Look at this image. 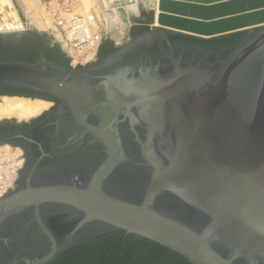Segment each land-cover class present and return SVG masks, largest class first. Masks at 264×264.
Segmentation results:
<instances>
[{
    "label": "water",
    "instance_id": "water-1",
    "mask_svg": "<svg viewBox=\"0 0 264 264\" xmlns=\"http://www.w3.org/2000/svg\"><path fill=\"white\" fill-rule=\"evenodd\" d=\"M137 7L149 30L129 36L131 16L117 49L83 70L0 61V85L58 103L0 133L27 150L0 197V264H50L114 231L190 264H264V0ZM23 24L0 36L34 29ZM49 105L1 95L0 119Z\"/></svg>",
    "mask_w": 264,
    "mask_h": 264
},
{
    "label": "trees",
    "instance_id": "trees-1",
    "mask_svg": "<svg viewBox=\"0 0 264 264\" xmlns=\"http://www.w3.org/2000/svg\"><path fill=\"white\" fill-rule=\"evenodd\" d=\"M143 18L136 21L129 30V36L139 35L149 30L151 13L142 12ZM117 49L114 42L103 38L94 64ZM44 57L51 63L72 69L70 57L51 36L36 29L21 35L0 36V61L35 62ZM87 65H77L83 70ZM26 96L54 100L44 95L0 85V96ZM57 102L56 100H54ZM17 144L16 142H11ZM50 264H190L173 252L143 238L124 232H108L76 248L68 249Z\"/></svg>",
    "mask_w": 264,
    "mask_h": 264
},
{
    "label": "built area",
    "instance_id": "built-area-1",
    "mask_svg": "<svg viewBox=\"0 0 264 264\" xmlns=\"http://www.w3.org/2000/svg\"><path fill=\"white\" fill-rule=\"evenodd\" d=\"M48 10L51 27L46 30L50 31V36L60 44L70 57V65L74 68L79 65H88L96 57L98 47L104 37L101 33L98 20L95 13L91 11L78 12L82 7L81 0H41ZM150 27L152 26L149 25ZM116 46L117 44L114 43ZM5 147V148H4ZM9 144H0V197L10 188L13 187L17 176L18 168L4 166L16 160L17 157L22 159L21 153L13 156L11 150H14ZM10 152L11 157H7ZM23 161V160H22ZM8 170L9 175L4 173ZM6 182L3 183V181Z\"/></svg>",
    "mask_w": 264,
    "mask_h": 264
},
{
    "label": "bare ground",
    "instance_id": "bare-ground-1",
    "mask_svg": "<svg viewBox=\"0 0 264 264\" xmlns=\"http://www.w3.org/2000/svg\"><path fill=\"white\" fill-rule=\"evenodd\" d=\"M82 1H83V4H84V7L87 8L95 0H82ZM106 1H108V0H102L103 4H105ZM133 2H135V0H112V1L110 0V3H109V7L110 8L109 9L111 11H109V9L106 7L102 11V13L99 15V20L104 25L105 30L107 32L111 33L112 37L116 41H118L121 38V28L123 26H125L130 21L129 20L130 17L138 15L136 7L133 4ZM25 3H23V4H25ZM126 3H132V4L128 5ZM34 5L35 4H33V6ZM116 5H117V7L118 6L122 7V9H123L122 12H118ZM105 6H106V4H105ZM111 7H113V8H111ZM45 12L42 14L43 15L42 18L39 16L41 19H40V21L37 22V24L40 23V25H42L43 27H46V29H47V27H51V23H50V21H48L49 19L47 18ZM155 13H157L156 7H155ZM113 14H115V17L114 16L112 17ZM120 14H123L124 17H121ZM118 17L121 20V24L118 23L119 21L117 22ZM21 27H22V23H21V20L18 17L17 11L15 9V5L12 2V0H0V32H7V31H12V30L14 31V30H18ZM11 153H13L12 154L13 156L14 155L18 156L20 154V151L17 148H15L14 150H11ZM11 153L7 152L6 156L8 158L11 157L10 156ZM20 165H22V159L19 158V156H18L16 160H11V163L6 164L4 166V169H6V167L8 168V166L16 169ZM4 174L7 177L9 175L8 170ZM4 182H6V180H4L3 183Z\"/></svg>",
    "mask_w": 264,
    "mask_h": 264
},
{
    "label": "rangeland",
    "instance_id": "rangeland-1",
    "mask_svg": "<svg viewBox=\"0 0 264 264\" xmlns=\"http://www.w3.org/2000/svg\"><path fill=\"white\" fill-rule=\"evenodd\" d=\"M33 1V2H32ZM100 1V2H99ZM112 1V0H111ZM151 2L153 4H156V0H135V2H133V4L135 5L136 7V10H137V14L139 12V15H140V18L142 19L143 18V15H142V12L144 11L146 14H149V12H146L145 10H143L141 7H137V5L139 3H143L145 4V2ZM12 2L14 3L15 5V9L17 11V14H18V17L19 19L21 20V23H22V27L19 28L18 30H14V31H19V30H24V24H23V21L25 23H27L29 26H32L34 29L38 30V31H43V32H46L47 34H50V31L49 30H46V27H43L42 25L37 24L38 21H40V19L43 17V13L45 12L47 18L49 19L48 21H50V16H49V13H48V10L45 8V5L42 3L41 0H12ZM27 4H26V3ZM82 2V7H80L78 9V12H83V11H91L93 13H95L96 17H97V20H98V26H99V29L101 31V33L105 36V35H108L109 37H112L111 33L107 32L104 28V25L101 23V21L99 20V15L102 13V11L107 7L108 9L110 8L109 7V3H110V0L106 1V6L105 4H103L102 0H95L92 2V4L90 6H88L87 8L84 7V4H83V1L81 0ZM125 2V1H124ZM25 3V4H23ZM31 3V4H30ZM35 4L33 6V4ZM108 3V4H107ZM128 5L132 4V3H126ZM103 6V7H102ZM113 8V7H111ZM109 11H111L109 9ZM37 16V17H36ZM41 18H40V17ZM45 16V15H44ZM115 17V14L112 15V17ZM126 17V16H125ZM119 21V22H118ZM35 22V23H34ZM117 22L121 24V20L120 18L118 17L117 19ZM117 23V24H118ZM37 24V25H36ZM151 25V24H150ZM127 24L125 26H123L121 28V38L116 41L113 37V42L116 43L117 45L119 43H121L126 37H127ZM150 27V26H149ZM13 31V30H12ZM52 38V37H51ZM53 40V38H52Z\"/></svg>",
    "mask_w": 264,
    "mask_h": 264
},
{
    "label": "flooded vegetation",
    "instance_id": "flooded-vegetation-1",
    "mask_svg": "<svg viewBox=\"0 0 264 264\" xmlns=\"http://www.w3.org/2000/svg\"><path fill=\"white\" fill-rule=\"evenodd\" d=\"M92 64H94V63H92ZM92 64H89V65H92ZM89 65H87V66H89ZM46 101L49 102V104H50L49 107L46 110L42 111L40 114H38V115H36L34 117H31L29 119L17 120L14 117L0 119V133L10 132V131L28 130L31 127H33L34 125H36L37 123H39L58 104L54 100H46ZM11 142H16L17 144H12ZM5 143L9 144V145H11L13 147H16L20 151L21 156H22V160H23L22 161V165H23V162L25 160V156H26V153H27L26 147L22 143H19L17 141H11V140H9V141H0V144H5ZM16 178H17V176H16Z\"/></svg>",
    "mask_w": 264,
    "mask_h": 264
},
{
    "label": "crops",
    "instance_id": "crops-1",
    "mask_svg": "<svg viewBox=\"0 0 264 264\" xmlns=\"http://www.w3.org/2000/svg\"><path fill=\"white\" fill-rule=\"evenodd\" d=\"M150 13V12H149ZM66 54L68 55V52H66Z\"/></svg>",
    "mask_w": 264,
    "mask_h": 264
}]
</instances>
